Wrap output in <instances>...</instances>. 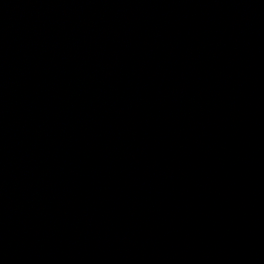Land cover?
<instances>
[{"label": "water", "instance_id": "95a60500", "mask_svg": "<svg viewBox=\"0 0 264 264\" xmlns=\"http://www.w3.org/2000/svg\"><path fill=\"white\" fill-rule=\"evenodd\" d=\"M0 264H264V0H0Z\"/></svg>", "mask_w": 264, "mask_h": 264}]
</instances>
